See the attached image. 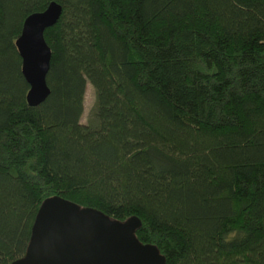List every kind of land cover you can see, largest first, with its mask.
I'll list each match as a JSON object with an SVG mask.
<instances>
[{"label":"trees","instance_id":"trees-1","mask_svg":"<svg viewBox=\"0 0 264 264\" xmlns=\"http://www.w3.org/2000/svg\"><path fill=\"white\" fill-rule=\"evenodd\" d=\"M52 3L32 107L16 42ZM53 198L137 219L165 264H264V0H0V264Z\"/></svg>","mask_w":264,"mask_h":264},{"label":"water","instance_id":"water-1","mask_svg":"<svg viewBox=\"0 0 264 264\" xmlns=\"http://www.w3.org/2000/svg\"><path fill=\"white\" fill-rule=\"evenodd\" d=\"M62 9L52 3L30 17L16 46L31 88L28 104L37 107L50 94L47 76L52 51L44 33L53 27ZM137 219L119 222L103 213L53 198L41 207L25 256L11 264H165L159 249L136 237Z\"/></svg>","mask_w":264,"mask_h":264},{"label":"rangeland","instance_id":"rangeland-1","mask_svg":"<svg viewBox=\"0 0 264 264\" xmlns=\"http://www.w3.org/2000/svg\"><path fill=\"white\" fill-rule=\"evenodd\" d=\"M95 100H96V94L94 89L89 85L88 86V91L86 94V103H85V115L83 118V123H87L88 119H89V115L91 110L93 109V106L95 104Z\"/></svg>","mask_w":264,"mask_h":264}]
</instances>
